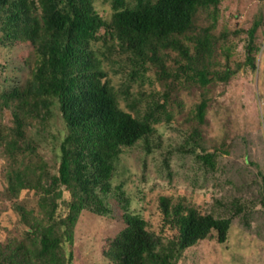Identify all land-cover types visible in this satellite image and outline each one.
<instances>
[{
  "label": "trees",
  "instance_id": "16d2710c",
  "mask_svg": "<svg viewBox=\"0 0 264 264\" xmlns=\"http://www.w3.org/2000/svg\"><path fill=\"white\" fill-rule=\"evenodd\" d=\"M93 1L0 0L4 35L15 40L16 36L27 37L35 55L24 83L0 93V110L8 108L12 116V125L5 127L6 131L0 124L6 191L15 198L24 189L41 186L44 195L39 203L47 207V219L43 221L33 218L30 209L15 201L26 234L0 251V264H65L63 243L71 242L81 211L108 213L101 194L106 196L112 191L110 182L123 148L139 142L148 151L153 147L150 141L154 125L161 119L160 109H164L155 103L141 113L138 97H132L127 89L123 95L116 90L104 66L105 61L111 64L114 60L111 55L115 48L119 54H126L131 75L145 70L146 64L159 62L162 48H173L187 56L185 67L193 70L189 77L203 87L212 80L225 81L229 77V68H209L213 66L214 45L207 32L195 38L196 52L192 57L181 41L193 30L197 10L219 0H136L133 4L111 0L113 12L109 21L99 15ZM257 26L255 23L248 30L247 61L252 66ZM97 41L102 42L101 48ZM206 106V98L197 105L199 121H203ZM54 109L63 131L58 169L41 185V178L31 176L37 146L28 132L32 119L43 123ZM199 147L197 150L205 152L201 159L213 166L214 153ZM262 179L264 191V176ZM63 187L70 192V199L64 198ZM116 190L124 225L107 240L102 252L112 264H177L188 248L212 232L223 243L232 216L247 208L245 203H239L230 216H223L214 210L189 206L182 199L173 202L161 196L163 221L175 230L167 236L149 230L143 217L128 211V200L120 185Z\"/></svg>",
  "mask_w": 264,
  "mask_h": 264
},
{
  "label": "rangeland",
  "instance_id": "374dc122",
  "mask_svg": "<svg viewBox=\"0 0 264 264\" xmlns=\"http://www.w3.org/2000/svg\"><path fill=\"white\" fill-rule=\"evenodd\" d=\"M93 5L103 19H111V0H94ZM193 22V30L181 39L188 55L196 52L195 38L207 32L214 45L213 66L209 68H229L227 80L215 79L203 87L189 77L193 70L185 67L187 56L173 48H162L160 61L146 64L138 75H131L126 54H119L117 48L112 52V63L105 61L111 83L121 95L127 89L132 97H138L141 113L155 103L165 112L160 109L150 151L139 142L120 153L110 182L112 191L101 194L108 213L83 209L79 214L71 242L63 243L65 264H112L102 252L107 240L124 225L123 209L114 195L119 185L128 200V211L143 217L149 230L167 236L175 230L163 221L161 196L173 202L182 199L189 206L223 216H230L239 203H245L247 208L232 216L223 243L212 232L188 248L177 264H264V0H219L200 7ZM255 23L252 66L247 61L248 30ZM1 25L0 93L21 86L30 76L35 58L27 37L7 38ZM96 45L101 48L102 42ZM203 98L207 106L203 121H199L196 110ZM121 106L125 107L123 101ZM0 124L4 129L12 125L10 109L0 110ZM28 133L37 146L31 176L41 178V185H45L49 176L57 173L59 163L63 131L57 109L43 123L32 119ZM199 146L214 153L213 166L201 159L205 152L197 150ZM5 171L6 163L0 158V251L26 234L15 201L30 209L33 218L47 219V207L39 203L44 195L42 187L24 189L12 198L6 191ZM63 189L64 198L70 199V192Z\"/></svg>",
  "mask_w": 264,
  "mask_h": 264
}]
</instances>
